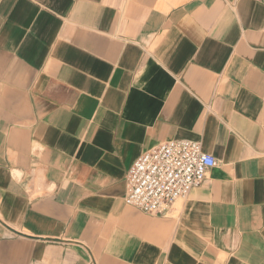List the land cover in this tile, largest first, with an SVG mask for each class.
I'll return each mask as SVG.
<instances>
[{
	"label": "crops",
	"instance_id": "crops-1",
	"mask_svg": "<svg viewBox=\"0 0 264 264\" xmlns=\"http://www.w3.org/2000/svg\"><path fill=\"white\" fill-rule=\"evenodd\" d=\"M170 140L217 165L145 215ZM0 264H264V0H0Z\"/></svg>",
	"mask_w": 264,
	"mask_h": 264
},
{
	"label": "built area",
	"instance_id": "built-area-1",
	"mask_svg": "<svg viewBox=\"0 0 264 264\" xmlns=\"http://www.w3.org/2000/svg\"><path fill=\"white\" fill-rule=\"evenodd\" d=\"M214 158L198 142L166 141L139 156L129 168L125 205L143 214L164 216L215 168Z\"/></svg>",
	"mask_w": 264,
	"mask_h": 264
},
{
	"label": "rangeland",
	"instance_id": "rangeland-1",
	"mask_svg": "<svg viewBox=\"0 0 264 264\" xmlns=\"http://www.w3.org/2000/svg\"><path fill=\"white\" fill-rule=\"evenodd\" d=\"M178 203H182V200L178 201L176 204H178ZM174 206H175V205H174Z\"/></svg>",
	"mask_w": 264,
	"mask_h": 264
}]
</instances>
